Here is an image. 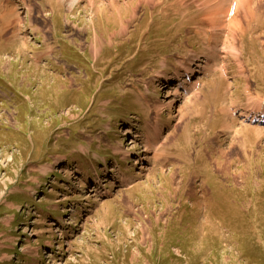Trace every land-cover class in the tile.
<instances>
[{
  "label": "rangeland",
  "instance_id": "rangeland-1",
  "mask_svg": "<svg viewBox=\"0 0 264 264\" xmlns=\"http://www.w3.org/2000/svg\"><path fill=\"white\" fill-rule=\"evenodd\" d=\"M71 2L0 0V264H264V0Z\"/></svg>",
  "mask_w": 264,
  "mask_h": 264
},
{
  "label": "bare ground",
  "instance_id": "bare-ground-1",
  "mask_svg": "<svg viewBox=\"0 0 264 264\" xmlns=\"http://www.w3.org/2000/svg\"><path fill=\"white\" fill-rule=\"evenodd\" d=\"M73 2H71V3H76V2H78L79 0H72ZM240 1V0H239ZM240 3V2H239ZM25 7V6H24ZM28 7H29V5H28ZM27 7V8H28ZM114 7H115V5H114ZM30 8V7H29ZM30 10V9H29ZM240 11V10H239ZM118 12H120L121 13V11H120V9H119V11ZM117 12V13H118ZM119 14V13H118ZM121 15V14H120ZM208 16V15H207ZM30 33H34V31H33V28H31L30 27ZM52 49V48H51ZM198 70H195V69H193L192 67H189V71H188V73L189 74H191V73H196ZM194 75V74H193ZM173 102V101H172ZM260 109L259 110H256V113L255 114H259V116H260V118H261V115H263L264 116V108L262 109V106L261 107H259ZM254 111V110H253ZM251 112V110H242L241 111V113H240V116L242 117V118H244V119H246V120H254V119H256V117H254L253 116V114L252 113H250ZM261 122H264V118L263 119H261ZM100 162H102L103 164L104 163H106L107 162V159H103V160H101ZM96 181H98V180H96ZM98 183V182H97Z\"/></svg>",
  "mask_w": 264,
  "mask_h": 264
}]
</instances>
